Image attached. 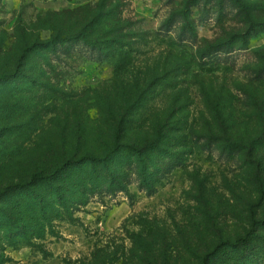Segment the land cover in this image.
I'll return each mask as SVG.
<instances>
[{
    "label": "rangeland",
    "instance_id": "rangeland-1",
    "mask_svg": "<svg viewBox=\"0 0 264 264\" xmlns=\"http://www.w3.org/2000/svg\"><path fill=\"white\" fill-rule=\"evenodd\" d=\"M244 1L264 19V0ZM190 2L0 0V75L15 70L25 43L75 32L101 8L120 19L123 35L130 36L125 43L129 58L122 63L74 39L47 55L51 67H41L43 79L40 57L31 58L38 68L30 76L40 78V84L28 88L29 141L0 171V183L55 167L69 155L102 157L114 149L119 125L122 146L163 138V151L149 152L145 183L140 167L120 147L115 171L123 175L124 190L107 183L93 187L87 203L77 206L71 218L54 221L52 233L35 245L22 234L12 247L1 235L0 264H201L221 241L250 230L248 206H259V212L264 207V136L251 156L222 152L209 121L208 78H195L194 71L212 64L203 63L198 51L243 28L242 18L230 0L223 3L220 18L215 1H200L190 8L195 38L181 37L184 21L176 14ZM263 59L264 32L247 48L208 60L216 62L215 88L230 91L238 112L251 115L243 90ZM185 61L191 70L175 67ZM138 94L127 111V100ZM238 122L239 136L257 129L253 119ZM206 134L215 139H205Z\"/></svg>",
    "mask_w": 264,
    "mask_h": 264
},
{
    "label": "trees",
    "instance_id": "trees-1",
    "mask_svg": "<svg viewBox=\"0 0 264 264\" xmlns=\"http://www.w3.org/2000/svg\"><path fill=\"white\" fill-rule=\"evenodd\" d=\"M200 1H215L219 8L218 17L225 14L223 4L225 0H191L190 7H185L176 14L184 21L181 37L186 35L195 38L196 26L191 21L193 15L190 8ZM230 1L239 11L243 28L229 32L216 43L199 50L198 58L207 61L203 63L212 64H203V71L200 70L199 65H194L197 67L194 71L195 78L199 76H202L204 80L208 78L206 81L209 83L205 85L210 86L208 87L210 92L208 88L204 90L211 94L210 98H212L209 107L207 106L209 121L218 132L217 140L210 134H206L205 139H215L222 152L251 156L259 149L258 143L263 141L261 136H264V64L254 69L253 80L247 84L246 90H243L249 101L247 105L251 110L249 115L236 110L235 98L225 86L215 88L216 79H213L215 74L213 70L216 68V62L208 60L222 51L229 53L237 47L247 48L253 37L264 32V19L255 17L252 7L244 0ZM113 16L111 11H104L101 8L85 26L78 28L75 32L59 31L47 42L34 39L25 43L20 51L15 70L10 74L0 75V171L12 163L16 153L29 141L31 118L27 106L28 88L39 85V79L45 78L41 67H51L47 55L55 54L59 45L68 39H74L89 45L100 56H104L111 62L119 58V63H122L129 58V52L125 50L128 45L125 43L130 36L123 35V29L126 26L122 25L120 19L117 20ZM32 57H40L42 61L39 66L40 78L30 76L38 68V65L31 64ZM262 61L264 63V59ZM187 63L189 62H181L175 67L184 68L187 65L191 70L192 64ZM202 72H205L204 75ZM165 75L162 76L163 79ZM145 92H148V88ZM139 95L133 101L127 100V111L132 110L140 99ZM245 118L255 120L257 129L251 132L250 128H247L249 131L246 130L239 136L238 131L236 132L239 127L238 120ZM255 134L258 135L256 138ZM121 141L122 129L119 125L115 129L114 149L102 157L73 154L64 157L62 162L50 169H34L21 178L12 176L6 182H1L0 236L3 235L7 244L14 247L17 245L18 237L23 234L27 243L31 245L33 241L43 240L47 232L52 233L54 221L65 215L71 218L77 206L85 205L86 198L93 192V187L107 183L111 189L116 187L119 191L124 190L125 187L120 180L123 175L115 171L119 166V155H115V152L122 148L127 150L131 159H134L140 167V175L145 183L149 175L145 168V164L150 159L149 152H162L160 147L163 138H157L151 143L140 146H122ZM252 164L253 161L248 163L249 166ZM258 207L254 204L248 206L250 230L242 237L221 241L202 260L201 264H264V234H262L264 233V207L260 212L256 210Z\"/></svg>",
    "mask_w": 264,
    "mask_h": 264
}]
</instances>
